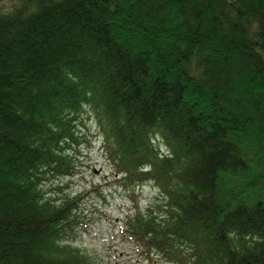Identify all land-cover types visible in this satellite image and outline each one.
I'll use <instances>...</instances> for the list:
<instances>
[{"label": "trees", "instance_id": "1", "mask_svg": "<svg viewBox=\"0 0 264 264\" xmlns=\"http://www.w3.org/2000/svg\"><path fill=\"white\" fill-rule=\"evenodd\" d=\"M84 114L117 181L158 189L123 221L139 247L172 264H264V0L0 13V264H96L68 241L80 195L44 190L74 172Z\"/></svg>", "mask_w": 264, "mask_h": 264}, {"label": "rangeland", "instance_id": "2", "mask_svg": "<svg viewBox=\"0 0 264 264\" xmlns=\"http://www.w3.org/2000/svg\"><path fill=\"white\" fill-rule=\"evenodd\" d=\"M17 3L18 0H0V13L8 12ZM78 128L79 143L69 149L74 172L44 183L48 196L80 195L77 219L82 223L71 231L68 241L85 250L96 264H172L160 253L139 247L123 231L126 216L138 207L144 210L158 190L151 188L149 182L138 187L117 181L95 120L84 114Z\"/></svg>", "mask_w": 264, "mask_h": 264}]
</instances>
